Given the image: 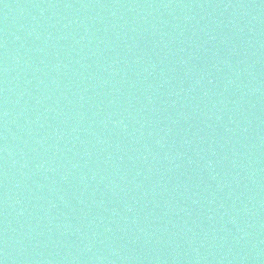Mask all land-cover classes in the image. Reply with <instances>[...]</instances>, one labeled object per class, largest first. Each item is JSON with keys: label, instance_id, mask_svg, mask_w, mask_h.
Instances as JSON below:
<instances>
[{"label": "water", "instance_id": "water-1", "mask_svg": "<svg viewBox=\"0 0 264 264\" xmlns=\"http://www.w3.org/2000/svg\"><path fill=\"white\" fill-rule=\"evenodd\" d=\"M3 264H264V0H0Z\"/></svg>", "mask_w": 264, "mask_h": 264}, {"label": "snow or ice", "instance_id": "snow-or-ice-1", "mask_svg": "<svg viewBox=\"0 0 264 264\" xmlns=\"http://www.w3.org/2000/svg\"><path fill=\"white\" fill-rule=\"evenodd\" d=\"M0 264H3V262H2V261H0Z\"/></svg>", "mask_w": 264, "mask_h": 264}]
</instances>
